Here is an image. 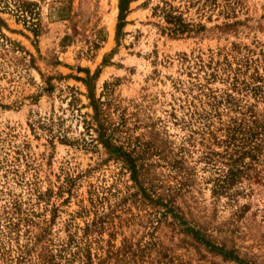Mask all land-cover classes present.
I'll list each match as a JSON object with an SVG mask.
<instances>
[{
  "label": "rangeland",
  "instance_id": "rangeland-1",
  "mask_svg": "<svg viewBox=\"0 0 264 264\" xmlns=\"http://www.w3.org/2000/svg\"><path fill=\"white\" fill-rule=\"evenodd\" d=\"M0 264H264V0H0Z\"/></svg>",
  "mask_w": 264,
  "mask_h": 264
}]
</instances>
